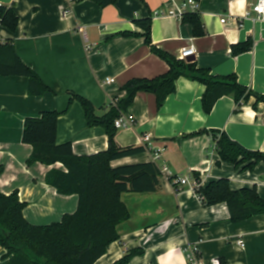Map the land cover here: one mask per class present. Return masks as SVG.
<instances>
[{
  "label": "crops",
  "instance_id": "1",
  "mask_svg": "<svg viewBox=\"0 0 264 264\" xmlns=\"http://www.w3.org/2000/svg\"><path fill=\"white\" fill-rule=\"evenodd\" d=\"M186 1L117 0L102 8L91 0H76L64 17L66 0H0L19 17L17 30L0 28V37L14 40L17 54L51 90L31 96L29 78L0 76V191L19 192L26 203L24 216L32 225H50L74 214L79 197L60 195L46 183L50 169L64 170L63 165H27L33 147L23 142L26 118L57 111L59 144L71 142L78 156L105 151V129L88 125L75 95L90 100L97 114L104 115L125 95L121 89L129 80L154 78L169 69L146 44L136 20L152 19V41L159 49L179 58L182 49L194 46L199 68L213 75L236 74L243 85L264 94V16L259 19L253 10L259 0H196L197 9L187 12L201 16L203 37H196L192 25L178 17L156 15ZM78 27L85 28L87 40ZM248 39L253 40L252 49L234 55L233 45ZM205 89L200 82L180 77L161 110L154 94L138 93L128 113L135 124L118 130L116 141L123 148L143 146L142 138L151 134L154 151L112 165L154 162L158 151L157 166L167 167L174 177L198 173L204 186L228 178L233 189L255 186L264 198V162L248 171L245 165L220 162L215 147V138L226 133L246 148L264 152V103L256 105L251 98L237 111L233 97L226 96L206 114ZM198 132L203 133L194 135ZM122 200L131 217L118 226L120 240L96 264H113L131 252L140 254L130 264H190V248L198 249L200 264H264V216L233 223L226 204L203 205L192 180L181 185L161 176L157 191L126 192ZM6 255L0 246V264L7 263Z\"/></svg>",
  "mask_w": 264,
  "mask_h": 264
},
{
  "label": "trees",
  "instance_id": "2",
  "mask_svg": "<svg viewBox=\"0 0 264 264\" xmlns=\"http://www.w3.org/2000/svg\"><path fill=\"white\" fill-rule=\"evenodd\" d=\"M91 1L105 8L117 0ZM182 21L192 25L196 37L205 36L204 23L197 11L184 13ZM136 24L144 29L143 36L151 51L166 61L169 69L154 78L129 80L121 89L125 95L112 103L104 115L97 114L90 100L75 95L84 108L88 125L105 129L108 136L105 151L78 156L71 142L59 144L57 129L60 113L57 111H45L40 117L26 118L23 142L33 147L27 165H63L64 170L50 169L46 183L60 195H77L79 202L74 214H65L60 222L38 226L32 225L24 216L26 203L21 200L18 191L10 195L0 191V246L7 250L6 264H96L107 253L108 247L120 240L118 226L131 217L122 200L123 193L155 192L160 187L161 174L155 162L112 165L116 160L146 151L144 146L123 148L116 141L118 129L115 121L129 113L138 93L154 94L157 110H161L168 97L175 93L176 81L185 77L206 87L202 99L206 114H210L217 102L226 96L233 97L237 111L251 98L256 99V105L264 103V94L243 85L236 74L213 75L209 70L199 68L195 61L180 60L156 47L152 41L151 18L138 19ZM18 25L19 17L14 8L0 4V28L15 32ZM252 47L253 40L248 39L233 45L232 53L239 55ZM0 76L29 78L31 96L39 97L51 91L17 54L11 38L0 42ZM215 147L220 162L236 167L245 165L244 169L248 171L264 162V152L250 150L226 133L215 138ZM3 171L1 166L0 175ZM194 176L199 178L198 173ZM196 194L205 206L226 204L233 223L264 216V198L255 186L235 190L228 178H220L196 188ZM136 254L140 252L128 253L113 264H130Z\"/></svg>",
  "mask_w": 264,
  "mask_h": 264
},
{
  "label": "built area",
  "instance_id": "3",
  "mask_svg": "<svg viewBox=\"0 0 264 264\" xmlns=\"http://www.w3.org/2000/svg\"><path fill=\"white\" fill-rule=\"evenodd\" d=\"M75 3H76V0H66V7L64 8V11L62 12V15L64 17L68 16L71 13L72 7ZM189 9H193V10L197 9L196 0H187L181 6H177L172 10L157 11L156 15H169V16H174V17H178L182 19L183 14L186 13ZM253 10L258 15V18L261 19L264 16V0H259L257 5L254 6ZM222 21L225 22V20H222ZM78 30L84 36V39L87 40L85 28L78 27ZM3 41L4 40L0 37V42H3ZM89 48L90 47L88 46L87 49ZM194 55H195L194 46H190V47H187L181 50L178 59L186 61L188 58H191ZM134 124H135V118L134 116L129 115V114H123L115 121V127L118 130L125 129V128H132ZM152 141L153 140H152L151 134L145 135L142 138V144L146 148V151H152V152L154 151L152 147ZM159 158L160 157H159L158 151L157 152L155 151L153 154L154 162L156 163L159 160ZM159 169H160L161 176L165 177L172 183L187 185L192 180L196 188H199L204 185L203 179L200 177L196 178L195 176L193 177L188 176L184 178H179V177H174L167 167H163ZM238 244L241 248H245V242L243 240H239ZM187 256H188V261L190 264H200L199 263V251L197 248H190Z\"/></svg>",
  "mask_w": 264,
  "mask_h": 264
},
{
  "label": "water",
  "instance_id": "4",
  "mask_svg": "<svg viewBox=\"0 0 264 264\" xmlns=\"http://www.w3.org/2000/svg\"><path fill=\"white\" fill-rule=\"evenodd\" d=\"M187 61H195L194 57L188 58Z\"/></svg>",
  "mask_w": 264,
  "mask_h": 264
}]
</instances>
